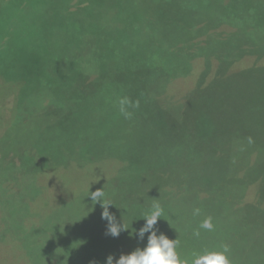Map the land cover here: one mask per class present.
Listing matches in <instances>:
<instances>
[{
	"label": "rangeland",
	"instance_id": "374dc122",
	"mask_svg": "<svg viewBox=\"0 0 264 264\" xmlns=\"http://www.w3.org/2000/svg\"><path fill=\"white\" fill-rule=\"evenodd\" d=\"M155 2L177 10L193 4L202 11L217 13L222 22L231 24L226 25L229 32L235 27L248 35L258 29L264 32V0H239L240 6L226 1L224 9L209 0ZM148 4V0H0V176L12 179L19 189L21 184L27 185L29 176H37L31 183L35 179L38 183L26 191V205L20 216L0 187V264H50L51 259V264H106L108 252L129 254L143 248L149 234L141 240L136 232L145 224L144 216L152 206L127 202L109 210L116 223L125 228L118 238L105 234L108 222L101 219L92 224L93 228L96 225L97 236L90 234L93 228L88 223L85 236L64 246L60 258V252L50 248L51 242L65 240L67 229L69 236L74 231L79 211L93 202L92 192L103 190L105 198L106 188H117L115 177L143 171L156 175L167 192L185 190L186 198L173 195L159 205L163 213L155 226L158 235L164 233L169 239L179 240L176 251L181 258L190 261L194 253L222 251L227 246L230 264H264V199L253 194L250 184L220 186L218 198L215 192H204L224 172L206 170L205 162L209 160L203 158L192 164L193 168L196 165L194 170L188 167L177 174L174 165L179 159L195 160L182 151L158 103L138 85H128L121 91L108 85L84 99V111L69 119L49 116L25 122L15 117L16 109L25 102L49 104L43 101L48 97L42 95L47 89L54 90L47 94L50 98H60L61 103L69 100L78 94L77 85L83 75L185 62V57L148 27L144 18ZM245 53L249 55V48ZM189 79L181 77L170 85L171 95L178 102L187 96ZM200 84L196 81L193 87ZM121 100L127 101L125 109L131 113L128 118L120 110ZM214 130L212 122L203 117L198 130L201 137L206 139ZM39 141L53 151L43 148L33 162L25 157L29 155L27 150L16 155V151L30 149ZM244 158L251 161V151ZM47 161L58 162L55 170L35 174L39 164ZM249 170L246 174L251 179ZM123 181L119 179V183ZM261 187L264 198V181ZM225 190L230 193L228 200L235 199L229 205L232 215L218 221L226 206ZM192 196L197 199L192 200ZM100 207L99 217L103 211ZM208 218L213 225L209 233L199 228ZM197 230L208 235L196 236ZM194 238L196 242H192ZM42 250L48 253L46 262H42Z\"/></svg>",
	"mask_w": 264,
	"mask_h": 264
},
{
	"label": "trees",
	"instance_id": "16d2710c",
	"mask_svg": "<svg viewBox=\"0 0 264 264\" xmlns=\"http://www.w3.org/2000/svg\"><path fill=\"white\" fill-rule=\"evenodd\" d=\"M148 1L150 4H148L144 17L148 27L153 33L159 35L168 47H172V50L179 56L185 57V62L170 66L83 75L84 77L77 85L78 94L75 95L74 93L69 100L61 103L60 98L52 99L47 94L54 93V90L47 89L42 92V95L48 97L44 98L43 101L50 102L49 104L40 106L38 101L25 102L20 109H16L15 117H19L20 120L26 119L25 122L37 121L38 118L49 116L69 119L73 114L84 111V106L82 107L84 99L103 90L106 86L111 85L116 90L121 91L126 86L135 84L148 97L158 103L168 128L182 151L190 153L195 160V162H191L189 159H179L174 165L177 174L183 169H188V167L194 170L196 165L193 168L192 164L203 158L206 159L205 161L209 160V162L203 160L206 170L211 168L213 172L216 170L220 173L224 172L219 181L211 187L204 188V192H215V196L218 198L217 191L220 186L229 188L250 184L253 194L264 199L261 195V182L264 181V32L258 29L259 31H253L252 35H248L243 29L235 26L234 30L229 32V27L226 25L231 26V24L222 22L217 13L202 11L199 6L191 3L188 9L177 10L175 7L162 2ZM209 1L216 7L221 6V9H224L223 6L231 2L240 6L239 0H229L230 2L228 0ZM247 48H249V55L245 53ZM233 51L236 54L231 56L230 53ZM238 57H241V60ZM217 59H219V64ZM225 59L227 60L225 61ZM198 67L203 70L201 73L198 72ZM196 72L198 76H195ZM181 77L190 78V89L186 98L178 102L171 95L170 85ZM196 81L201 82V84L193 87ZM9 89L11 90V87ZM55 90L59 92L57 89ZM203 117L208 118L215 128L214 132L212 131L206 139L198 133ZM0 127H2L1 124ZM35 148H39L40 151L36 153ZM43 148L40 141L35 142L30 149L23 148L16 151V155L27 150L29 155L25 157H29L30 161L33 162ZM45 150L53 151L51 149ZM250 151L251 161L244 158ZM224 154L225 160L221 161ZM57 163L55 161L40 163L35 174L53 171L55 170L53 167ZM248 164H251V167ZM247 168L251 169L248 171L251 174V179L246 174ZM34 176L27 178V185L24 183L20 185L23 193L18 185L12 184V179L0 176L2 179L0 180V187L4 188L17 215L19 214L18 216L25 209L26 191L34 187L32 185L38 184L36 179L31 183ZM155 176L153 173L145 171L141 173L126 172L121 178L115 177L117 188H106L104 191L105 198L102 196V199L105 203L112 204L109 206V210H114L119 209L124 202L153 206L167 203L171 200L168 198L173 195L186 198L185 190L174 193L163 190L164 183L159 182ZM35 177L37 178V176ZM119 179L121 181L124 179V181L119 183ZM229 195L230 193L225 190L226 206L220 211L218 221L221 218L225 219L224 216L227 214L232 215L230 206L235 199L228 200L226 197ZM191 199L195 201L197 197L192 196ZM261 199L254 200L259 201ZM100 205V203L91 202V206H83V210L79 211L78 215L80 216L77 218L76 227H74L73 232H70V236L67 229L65 235L63 234L65 240L62 241L61 238L57 243L51 242L50 248L52 246L51 249L54 250L55 248L60 252L57 254L58 258L64 254V246L77 243L83 238L84 230L89 227L87 226L88 223H90V228H93L94 221L101 220L97 212V206ZM80 213L83 215L81 216ZM227 222L230 227V219ZM94 228L90 234L97 236ZM206 231L209 233V230ZM206 231L199 233L203 236L208 235L205 233ZM235 231L236 234L239 233L238 228H235ZM252 237L251 235V240ZM194 240L192 242H196V238ZM41 253L42 262H46L47 257L45 255L48 253H44L43 250ZM122 254L126 253L124 251L119 254L108 252L107 257L112 255L119 259ZM235 256L240 258L236 254ZM52 260H50V264Z\"/></svg>",
	"mask_w": 264,
	"mask_h": 264
},
{
	"label": "clouds",
	"instance_id": "9594fccd",
	"mask_svg": "<svg viewBox=\"0 0 264 264\" xmlns=\"http://www.w3.org/2000/svg\"><path fill=\"white\" fill-rule=\"evenodd\" d=\"M126 100H121V112L126 118L130 117L131 113L125 109ZM103 190H97L92 192L90 197L93 202L100 203L103 209L101 213V219L106 220V235L113 238H118L121 231L125 230L124 225L117 224L114 214L109 211V206L112 204L105 203L102 199ZM163 210L155 204L145 214V224L139 228L136 232L138 237L143 240L146 234L147 244L143 248H136L129 254L120 255L119 259L109 255L106 260V264H230V260L227 256L228 248L225 246L222 251H205L204 253H194L191 260L187 258H181L176 251L179 244L178 239H169L164 233H158V229L155 228ZM196 214H199V209H196ZM213 227L211 219H205L199 225V228L205 230H211ZM199 230L194 235L199 236Z\"/></svg>",
	"mask_w": 264,
	"mask_h": 264
}]
</instances>
